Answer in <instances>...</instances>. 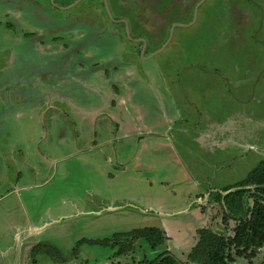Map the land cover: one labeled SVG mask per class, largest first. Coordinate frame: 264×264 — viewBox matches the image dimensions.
Listing matches in <instances>:
<instances>
[{
    "label": "rangeland",
    "instance_id": "1",
    "mask_svg": "<svg viewBox=\"0 0 264 264\" xmlns=\"http://www.w3.org/2000/svg\"><path fill=\"white\" fill-rule=\"evenodd\" d=\"M117 1L0 0V204L58 251L23 264L185 262L200 228L232 232L214 194L264 159V0H149V30L145 0ZM144 226L156 250L90 241Z\"/></svg>",
    "mask_w": 264,
    "mask_h": 264
},
{
    "label": "trees",
    "instance_id": "2",
    "mask_svg": "<svg viewBox=\"0 0 264 264\" xmlns=\"http://www.w3.org/2000/svg\"><path fill=\"white\" fill-rule=\"evenodd\" d=\"M252 185L256 187L253 189L250 187ZM233 186L237 187L226 194L221 192ZM221 190L214 197L220 199L224 208L223 221H235L230 234L203 227L197 231V241L185 262L177 259L169 250H162L152 258L144 257L133 264H264V253L261 254L264 248V159L242 181ZM166 238L163 229L144 226L115 233L113 238L90 241L114 248L115 254H127L135 249V242L139 239H143L150 249L156 250ZM83 241L88 239L83 238L78 244ZM36 247L51 256L58 254L54 246L42 248L38 244L32 249ZM238 259L244 261L238 262Z\"/></svg>",
    "mask_w": 264,
    "mask_h": 264
},
{
    "label": "crops",
    "instance_id": "3",
    "mask_svg": "<svg viewBox=\"0 0 264 264\" xmlns=\"http://www.w3.org/2000/svg\"><path fill=\"white\" fill-rule=\"evenodd\" d=\"M117 33L111 34L117 37ZM14 201L15 198L8 205L0 204V264H23L24 250L28 248L31 252L33 242L39 241L32 239L30 229L29 234L21 235L24 224L21 213L20 216L17 214Z\"/></svg>",
    "mask_w": 264,
    "mask_h": 264
},
{
    "label": "flooded vegetation",
    "instance_id": "4",
    "mask_svg": "<svg viewBox=\"0 0 264 264\" xmlns=\"http://www.w3.org/2000/svg\"><path fill=\"white\" fill-rule=\"evenodd\" d=\"M6 1H8V0H5V2ZM15 1H17L18 3H20V2H26V0H15ZM28 1H33V0H28ZM50 2V1H52V2H54L55 3V0H47V2ZM63 1V0H62ZM80 1H82V0H80ZM79 1V2H80ZM102 2H103V5H105V7H107L106 9H107V11L110 13L111 11H110V7L108 6V1L109 0H101ZM192 0H183V2H184V7L185 8H187V6H189V3L191 2ZM198 1H201V0H198ZM197 1V2H198ZM205 0H203L202 2H204ZM78 2V3H79ZM117 2H121V5H124L125 4V1H123V0H119V1H117ZM149 4V0H145V2H144V6H143V8H141V9H139L138 10V12H137V14H134L133 15V17H138V21L139 22H141V24L140 25H142L143 27H145V28H147L148 30L151 28L149 25H148V23H147V21L146 20H150V19H155L156 18V14L157 13H160V11L158 12V10L157 9H154V7H150V5H148ZM159 4H160V6H162V4L159 2ZM196 4V3H195ZM194 4V5H195ZM173 5V4H172ZM172 5L170 6V7H168V8H164L163 10H165V11H170V10H172ZM18 6H20V5H18ZM74 6V5H73ZM121 7V6H120ZM106 9H105V13H107L106 12ZM99 12L101 13L102 12V9L100 8L99 9ZM114 18H117V19H115L117 22H115L116 24H118V25H123V28L125 29V23L128 21V19L126 18V12L123 10V7H121L120 9H119V12H118V16L117 17H114ZM146 18H150V19H146ZM109 23V22H108ZM110 24V23H109ZM127 25H128V22H127ZM102 28H105V29H103V30H106L107 32H113L112 31V29H118V28H116V27H113V26H111V27H107L106 25H104V26H102ZM152 28H153V26H152ZM156 28V27H155ZM129 29V28H128ZM120 29H118L117 31H119ZM115 33V32H114ZM144 34H146V33H144L143 31H141V33H139V36H138V38H136L135 40L136 41H139L140 42V44H141V46H143L144 44V42H142V40H144L145 41V46L147 45V43H146V37H144L145 35ZM145 50H146V47H145Z\"/></svg>",
    "mask_w": 264,
    "mask_h": 264
},
{
    "label": "water",
    "instance_id": "5",
    "mask_svg": "<svg viewBox=\"0 0 264 264\" xmlns=\"http://www.w3.org/2000/svg\"><path fill=\"white\" fill-rule=\"evenodd\" d=\"M79 1H80V0H77L76 3H78ZM76 3H74V4H76ZM74 4H73V5H74ZM126 24H127V22H126ZM142 42H144V43H143L144 45H143V50H142L141 53L144 54V52H145V47H146V46H145V41L142 40ZM144 46H145V47H144ZM158 52H160V50H157V51L155 52V54L158 53ZM247 187H248V186H247ZM250 187H252V188L254 189V188L256 187V185H252V186H250ZM220 190H221V189H220ZM231 190H234V189H231ZM231 190H229V191H231ZM229 191H222V190H221V192H222L223 194H226V193H228Z\"/></svg>",
    "mask_w": 264,
    "mask_h": 264
}]
</instances>
